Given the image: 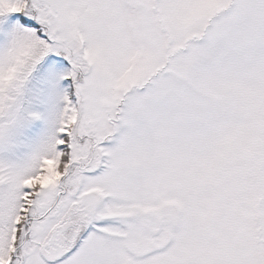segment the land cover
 Segmentation results:
<instances>
[{
  "label": "snow or ice",
  "instance_id": "snow-or-ice-1",
  "mask_svg": "<svg viewBox=\"0 0 264 264\" xmlns=\"http://www.w3.org/2000/svg\"><path fill=\"white\" fill-rule=\"evenodd\" d=\"M0 264H264V0H0Z\"/></svg>",
  "mask_w": 264,
  "mask_h": 264
}]
</instances>
